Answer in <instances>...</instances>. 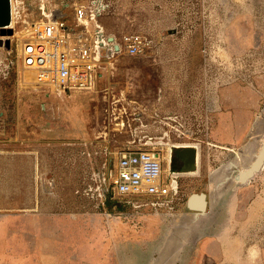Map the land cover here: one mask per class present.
Listing matches in <instances>:
<instances>
[{
  "label": "rangeland",
  "instance_id": "obj_1",
  "mask_svg": "<svg viewBox=\"0 0 264 264\" xmlns=\"http://www.w3.org/2000/svg\"><path fill=\"white\" fill-rule=\"evenodd\" d=\"M12 2L13 23L0 30V264H264V169L261 221L249 222L252 186L238 187L230 208L240 223L212 236L224 207L213 197L234 183L215 189L212 178L264 144V0ZM81 4L109 33L150 44L104 67L91 92L60 95L36 83L21 48L32 23L73 22ZM186 146L207 168L181 176L177 199L110 185L123 149L157 151L165 169L172 155L181 171ZM201 193L215 219L190 209Z\"/></svg>",
  "mask_w": 264,
  "mask_h": 264
},
{
  "label": "built area",
  "instance_id": "obj_2",
  "mask_svg": "<svg viewBox=\"0 0 264 264\" xmlns=\"http://www.w3.org/2000/svg\"><path fill=\"white\" fill-rule=\"evenodd\" d=\"M12 3L11 0L13 23ZM149 44V39L140 33L122 37L109 33L99 13L81 4L76 7L73 22L50 18L32 23L22 44L21 59L24 67L36 72L38 85L70 95L91 92L104 67L125 55H144ZM170 161L165 169V160L157 151L123 149L111 172L110 185L122 196L177 199L183 173L172 168V155Z\"/></svg>",
  "mask_w": 264,
  "mask_h": 264
},
{
  "label": "crops",
  "instance_id": "obj_3",
  "mask_svg": "<svg viewBox=\"0 0 264 264\" xmlns=\"http://www.w3.org/2000/svg\"><path fill=\"white\" fill-rule=\"evenodd\" d=\"M254 160L250 161V163L245 162L246 163L245 165H247L245 167H243L244 165L241 167V165L239 166L236 163H231L228 166L225 165V168H224V166H223V168L226 170V172L222 175V177H221L222 179L219 177L212 178L213 186H216V187H214L215 189L219 188L217 186L219 183H221V185H222L221 187H223V183L226 184L225 183L226 181L227 182L228 181L234 182L230 187H228L227 192H224L222 194H218L217 197H215V198L213 197V202H212L213 208L215 206L221 205V204H223L222 206H224L222 209V214H221L222 219L212 221L214 223V226H215V229L213 226V229H214L212 232L213 238L214 237L229 238L230 236L233 235L230 233V231L235 228L234 224L238 223L239 221L234 219L235 214L233 215V209L230 208V206L234 204V200L231 199V196H232L231 191H233V189H237L238 187H243V188L247 187L249 190L252 186L253 191H254V198H253V206H252V216L249 217V222H251L254 225L257 222V220H258V222L261 221V214H262V210H261L262 209L261 189H262V187H261V183H258V181H257V178H258L257 176L263 170H261L259 173H257L247 183H240V181L236 179L238 171L239 170H245L246 168H248L253 163ZM180 161H181V163L179 165L180 166L179 169L181 170L182 165H183V161L181 159H180ZM206 164H207V162L205 161V155L203 154V152H200L198 150L197 169L195 171L189 172V174H194V173L201 174L203 171L206 170V168H207ZM171 166L173 169L174 168L176 169V167H174L173 164ZM238 168H241V169H238ZM230 169H232L233 172H236V174H233ZM184 174H187V173H184ZM214 174H215V172L212 171L209 173V176H214ZM225 177H228V178L225 179ZM214 209H216V208H214ZM205 216H206V218H209V219H215L216 218V214L214 213V211L205 214ZM239 236L245 237L246 233L241 231L239 233Z\"/></svg>",
  "mask_w": 264,
  "mask_h": 264
},
{
  "label": "water",
  "instance_id": "obj_4",
  "mask_svg": "<svg viewBox=\"0 0 264 264\" xmlns=\"http://www.w3.org/2000/svg\"><path fill=\"white\" fill-rule=\"evenodd\" d=\"M2 1V9L0 16V30L2 35H5V30L12 24V15H11V0H0ZM13 31H11V34ZM176 156L183 161L182 172L189 173L197 169V160H198V150L193 146H186L184 148H178L176 150ZM264 168V144L261 147L259 153L256 155L253 163L246 168L244 171L239 170L237 173L236 179L240 183H247L252 179L257 173H259ZM241 174V178H240ZM221 184V183H219ZM197 199H200L199 204L197 205ZM197 200V201H196ZM209 206V201L207 200V195L205 193L193 194L189 199L190 209L204 213L207 211Z\"/></svg>",
  "mask_w": 264,
  "mask_h": 264
},
{
  "label": "bare ground",
  "instance_id": "obj_5",
  "mask_svg": "<svg viewBox=\"0 0 264 264\" xmlns=\"http://www.w3.org/2000/svg\"><path fill=\"white\" fill-rule=\"evenodd\" d=\"M4 38V37H3ZM3 40L4 39H2V38H0V44H2L3 43ZM34 72V74L36 75V72L35 71H33ZM35 79H36V77H35ZM34 79V80H35ZM168 157H170V156H168ZM169 161H168V164L171 162L170 161V158L168 159ZM244 171V170H243ZM183 174L185 173V172H182ZM240 178H241V174H240ZM198 200V201H197ZM196 201H197V205L199 204V202H200V199H197ZM201 215V214H200ZM197 216V215H196ZM199 217V216H198Z\"/></svg>",
  "mask_w": 264,
  "mask_h": 264
}]
</instances>
